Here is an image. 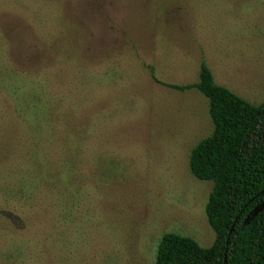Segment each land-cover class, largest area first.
I'll return each mask as SVG.
<instances>
[{
    "label": "rangeland",
    "instance_id": "374dc122",
    "mask_svg": "<svg viewBox=\"0 0 264 264\" xmlns=\"http://www.w3.org/2000/svg\"><path fill=\"white\" fill-rule=\"evenodd\" d=\"M202 65L264 104V0H0V264L211 247L213 183L189 167L208 101L171 88Z\"/></svg>",
    "mask_w": 264,
    "mask_h": 264
},
{
    "label": "trees",
    "instance_id": "16d2710c",
    "mask_svg": "<svg viewBox=\"0 0 264 264\" xmlns=\"http://www.w3.org/2000/svg\"><path fill=\"white\" fill-rule=\"evenodd\" d=\"M171 88L196 89L208 101L214 130L192 150L189 167L198 180L213 183L206 214L216 240L203 248L166 234L155 264H264V104L216 84L206 65L197 83Z\"/></svg>",
    "mask_w": 264,
    "mask_h": 264
}]
</instances>
